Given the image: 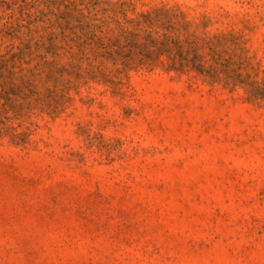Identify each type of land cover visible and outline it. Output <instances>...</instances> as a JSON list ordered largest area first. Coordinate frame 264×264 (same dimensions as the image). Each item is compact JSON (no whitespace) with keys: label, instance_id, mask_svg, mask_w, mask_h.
Returning <instances> with one entry per match:
<instances>
[{"label":"rangeland","instance_id":"obj_1","mask_svg":"<svg viewBox=\"0 0 264 264\" xmlns=\"http://www.w3.org/2000/svg\"><path fill=\"white\" fill-rule=\"evenodd\" d=\"M0 264H264V0H0Z\"/></svg>","mask_w":264,"mask_h":264}]
</instances>
